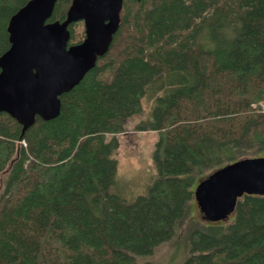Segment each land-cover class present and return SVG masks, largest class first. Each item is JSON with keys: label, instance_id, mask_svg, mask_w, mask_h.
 I'll return each instance as SVG.
<instances>
[{"label": "trees", "instance_id": "obj_1", "mask_svg": "<svg viewBox=\"0 0 264 264\" xmlns=\"http://www.w3.org/2000/svg\"><path fill=\"white\" fill-rule=\"evenodd\" d=\"M26 1L0 0V54ZM68 28L83 39L81 21ZM59 99L23 132L0 111V264H135L178 235L179 264H264V194L190 214L193 184L264 157V0H123L108 50ZM142 101L133 128L156 131V174L127 199L117 134Z\"/></svg>", "mask_w": 264, "mask_h": 264}, {"label": "water", "instance_id": "obj_2", "mask_svg": "<svg viewBox=\"0 0 264 264\" xmlns=\"http://www.w3.org/2000/svg\"><path fill=\"white\" fill-rule=\"evenodd\" d=\"M56 0H27L8 19V48L0 54V111L22 132L36 116L60 111L59 96L77 84L108 50L123 0H71L65 18L48 21ZM83 22L84 37L68 44L69 24ZM264 194V157L229 162L196 185V202L209 218L232 211L243 194Z\"/></svg>", "mask_w": 264, "mask_h": 264}, {"label": "rangeland", "instance_id": "obj_3", "mask_svg": "<svg viewBox=\"0 0 264 264\" xmlns=\"http://www.w3.org/2000/svg\"><path fill=\"white\" fill-rule=\"evenodd\" d=\"M142 103L144 102L142 101ZM146 106L147 105L144 103V111L129 118L127 120V129L117 134V186L127 199L134 198L156 174L152 162V152L157 139V133L154 130H135L133 128L134 123H136L146 111ZM203 179L204 177L200 180ZM195 189L196 185L193 184V192ZM193 198L190 214L200 218L199 207L197 202H195V194ZM182 240L181 235H178L172 242L167 241L162 243L154 249L149 257H144L136 261L135 264H144L145 262L149 264H179L187 255V248L183 245Z\"/></svg>", "mask_w": 264, "mask_h": 264}, {"label": "bare ground", "instance_id": "obj_4", "mask_svg": "<svg viewBox=\"0 0 264 264\" xmlns=\"http://www.w3.org/2000/svg\"><path fill=\"white\" fill-rule=\"evenodd\" d=\"M112 41V40H111ZM98 58H100V57H98ZM117 179V178H116ZM114 185V184H113ZM114 188V187H113ZM116 190V189H115ZM117 191V190H116Z\"/></svg>", "mask_w": 264, "mask_h": 264}]
</instances>
